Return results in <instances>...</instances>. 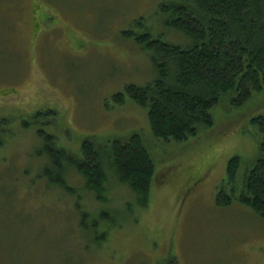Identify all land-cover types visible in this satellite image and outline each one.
Segmentation results:
<instances>
[{
    "label": "rangeland",
    "instance_id": "obj_1",
    "mask_svg": "<svg viewBox=\"0 0 264 264\" xmlns=\"http://www.w3.org/2000/svg\"><path fill=\"white\" fill-rule=\"evenodd\" d=\"M171 2L0 0V119L8 120L0 148V264H264V219L236 199L216 203L222 185L230 191L228 161L242 160L239 193L260 156L264 134L252 121L264 115V90L240 107L221 100L211 110L214 124L182 142L156 138L148 109L130 97L122 105L113 99L155 76L146 51L124 31L143 20L137 33L185 41L166 29L160 7ZM49 110L57 114L36 116ZM41 130L78 157L85 140L140 134L156 167L149 205L118 182L106 160L107 203L78 171H66L81 196L74 197L77 209L67 191L49 185ZM95 222L107 232L100 246L80 237L79 226L88 231Z\"/></svg>",
    "mask_w": 264,
    "mask_h": 264
},
{
    "label": "trees",
    "instance_id": "obj_2",
    "mask_svg": "<svg viewBox=\"0 0 264 264\" xmlns=\"http://www.w3.org/2000/svg\"><path fill=\"white\" fill-rule=\"evenodd\" d=\"M160 9L166 15V29L181 34L185 41L173 43L167 35L153 36L149 30L137 33L135 29L144 26L143 20L136 22L135 28L124 31L125 37L146 51L155 76L145 86L129 84L126 93H117L113 99L122 105L130 97L148 109L156 138L182 142L198 135L201 126L214 124L211 110L221 100L231 98V104L240 107L255 92L264 90V0H174L162 4ZM47 114L57 112L38 111L36 116ZM252 122L264 134V115ZM7 124V119H0V148L4 141L2 128ZM22 124L29 123L23 120ZM40 134L50 160L45 170L49 185L80 199L76 187L67 181L66 171L72 168L83 176L87 190L96 200L107 203L109 176L104 168L107 160L118 182L134 190L142 207L149 205L156 167L140 134L108 143L85 140L80 157L59 147L55 135L44 130ZM241 164L238 156L228 161L224 185L228 184L231 192L222 185L216 203L227 206L236 199L264 219V138L260 156L243 175L241 190L237 193ZM74 200L80 209V203ZM82 224L79 226L81 239L97 246L106 240L107 232H98L97 222L93 228L86 225L89 231L86 239L88 231L82 230ZM171 263L177 264L175 259Z\"/></svg>",
    "mask_w": 264,
    "mask_h": 264
}]
</instances>
